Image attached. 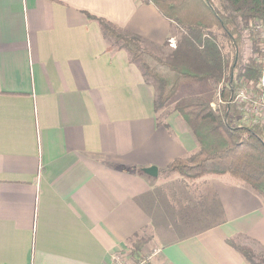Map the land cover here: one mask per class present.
I'll list each match as a JSON object with an SVG mask.
<instances>
[{
	"label": "crops",
	"instance_id": "crops-1",
	"mask_svg": "<svg viewBox=\"0 0 264 264\" xmlns=\"http://www.w3.org/2000/svg\"><path fill=\"white\" fill-rule=\"evenodd\" d=\"M87 12L148 49L176 36L141 0H0V264H111L135 241L156 264H250L227 240L264 253V197L166 176L199 143L178 112L158 123L153 83Z\"/></svg>",
	"mask_w": 264,
	"mask_h": 264
},
{
	"label": "trees",
	"instance_id": "trees-1",
	"mask_svg": "<svg viewBox=\"0 0 264 264\" xmlns=\"http://www.w3.org/2000/svg\"><path fill=\"white\" fill-rule=\"evenodd\" d=\"M142 2L153 3L177 29V45L165 57L145 48L138 35L118 31L105 18L88 12L86 15L96 20L104 36L113 41L110 48L125 49L146 80L153 83L158 123L169 127L165 119L172 112H178L199 143L196 152L175 159L166 169V176L176 173L193 181L210 175L229 174L264 197V128L259 123L240 122L237 117L242 79L256 81L261 74L260 64L255 63L254 66L247 65L245 73L238 77L237 70L243 68L240 25L245 29H250L253 24L264 26V0H219V4L216 0ZM209 16L227 38L231 49L229 55L224 53L217 36L210 31ZM226 77L229 79L224 83ZM207 79L223 84L216 106L204 96L186 95L170 107L182 84ZM227 241L250 264H264V253L240 245L234 238ZM136 242L129 248L137 255L143 243Z\"/></svg>",
	"mask_w": 264,
	"mask_h": 264
},
{
	"label": "rangeland",
	"instance_id": "rangeland-1",
	"mask_svg": "<svg viewBox=\"0 0 264 264\" xmlns=\"http://www.w3.org/2000/svg\"><path fill=\"white\" fill-rule=\"evenodd\" d=\"M219 4V0H216ZM209 21L211 22L210 31L217 36L220 45L224 48V53L229 55L231 52L229 43L223 31L215 24L214 20L211 16H209ZM253 24L250 29H245L241 25V33L243 39V45L241 49L242 55V66L237 70L238 77L244 74V68L247 65L254 66L255 63L260 64L261 66V74L258 80L248 81L242 79L240 83L239 94L237 97V117L240 122L247 124H255L259 123L264 128V26ZM172 34L175 38H169L168 41L164 43L162 48H151L149 50L153 51L160 57H165L167 54L171 53L172 49H174L177 45V37L178 32L174 27ZM113 44V43H112ZM146 48V47H145ZM148 49V48H147ZM231 60V57H230ZM229 77H226L224 83L228 81ZM198 86L192 88H180L176 93V97H179L180 94H186L187 92H191L197 95L204 96L206 99L212 102L214 106L219 102V93L223 84L216 82L213 79H207L203 82L196 84ZM177 98L174 99L176 101ZM171 104L170 107H172ZM176 174V173H175ZM170 174L169 176H171ZM179 175V174H178ZM173 176V175H172ZM174 207H177L173 204ZM175 210V208H174ZM179 225H177V228ZM178 231V230H177ZM152 243V242H151ZM150 244V243H149ZM132 246V245H130ZM129 251L125 253L129 256V262L134 264V259L131 255L132 251L128 247ZM141 250V260H146L148 264H156L155 260L158 256L156 254L157 251L161 252V246L157 243H153L151 245H144L140 248Z\"/></svg>",
	"mask_w": 264,
	"mask_h": 264
},
{
	"label": "built area",
	"instance_id": "built-area-1",
	"mask_svg": "<svg viewBox=\"0 0 264 264\" xmlns=\"http://www.w3.org/2000/svg\"><path fill=\"white\" fill-rule=\"evenodd\" d=\"M142 1V0H141ZM126 251H129V249L127 248H122L118 251H116L113 256H112V261L111 264H131L129 262V256L127 253H125ZM159 251L156 252V254H158ZM133 255L132 258L134 259V264H148L147 262H145L146 260H141V251L139 252V254H134L132 252Z\"/></svg>",
	"mask_w": 264,
	"mask_h": 264
},
{
	"label": "water",
	"instance_id": "water-1",
	"mask_svg": "<svg viewBox=\"0 0 264 264\" xmlns=\"http://www.w3.org/2000/svg\"><path fill=\"white\" fill-rule=\"evenodd\" d=\"M145 172L149 174L150 176H158V168L156 167L145 169Z\"/></svg>",
	"mask_w": 264,
	"mask_h": 264
}]
</instances>
